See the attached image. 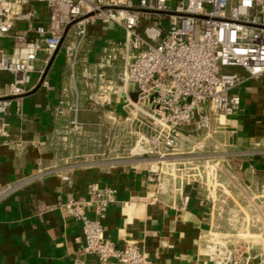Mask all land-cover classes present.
<instances>
[{
  "label": "crops",
  "instance_id": "1",
  "mask_svg": "<svg viewBox=\"0 0 264 264\" xmlns=\"http://www.w3.org/2000/svg\"><path fill=\"white\" fill-rule=\"evenodd\" d=\"M36 11L33 26L47 17L43 6ZM123 36L119 26L96 23L82 39L65 38L47 65L48 55L38 51L27 76L26 87L32 89L22 97L20 110L13 105L0 115L8 133L0 138V191L16 184L0 197V264H102L96 255L83 253L80 221L56 206L59 194L86 198L89 183L116 189L104 218L105 235L118 247L136 243L148 252L151 264H215L205 249L209 231L244 247L250 255L245 264H264V74L251 78L235 68L239 83L234 91L241 99L237 111L209 112V128L194 122L182 129L172 151L186 142V148L212 153L219 163L217 187H180L176 178L173 190L162 191L147 179L149 160L111 165L76 160L96 155L100 141L110 142V127L126 119L127 97L135 91L116 80L121 61L97 67L102 47ZM77 42L71 65L66 47ZM24 46L12 37L0 39V52L7 55ZM42 69L48 88L37 85ZM11 77L0 72V96L7 94ZM60 99L77 105V126L68 124L70 111H56Z\"/></svg>",
  "mask_w": 264,
  "mask_h": 264
},
{
  "label": "built area",
  "instance_id": "2",
  "mask_svg": "<svg viewBox=\"0 0 264 264\" xmlns=\"http://www.w3.org/2000/svg\"><path fill=\"white\" fill-rule=\"evenodd\" d=\"M37 5L44 7L47 17L33 26ZM21 22L26 23L24 29L18 27ZM96 23H112L124 30L122 39L102 47L97 67L104 69L121 61L116 80L124 87L130 86L138 99L126 102V106L133 107L126 118H137L139 111L148 119H136L139 124L135 133L140 134L145 125L150 135L142 133L136 139L135 156L171 153L182 129L194 122L209 128L212 110L234 114L241 101L234 91L239 83L235 68L251 78L264 74V0H0V39L12 37L25 44L12 55L0 52V72L12 76L7 94L0 96V115L7 114L13 105L20 110L22 97L32 89L26 87L27 76L34 70L38 51L48 55L47 65L65 38L76 35L82 39L88 27ZM148 25L164 36L155 42L148 40L143 35ZM77 47L78 42L66 47L71 65ZM37 85L48 88L45 69L40 71ZM144 101L150 109L138 104ZM64 109L72 113L68 124L77 126V105L60 99L56 111L62 113ZM7 135L0 122V138ZM200 168L204 171L200 164L178 168L177 172L183 173L178 175L180 187L199 183L214 188L207 184V175H201ZM148 172L147 179L161 186L159 172ZM15 189L16 184L5 188L0 197ZM115 192L114 187L89 183L86 198L68 195L62 199L59 194L56 206L80 221L83 253L96 255L102 264H151L148 252L136 243L118 247L105 235L104 218ZM207 234L206 253L215 264L248 261L250 255L244 247L228 243L219 231Z\"/></svg>",
  "mask_w": 264,
  "mask_h": 264
},
{
  "label": "rangeland",
  "instance_id": "3",
  "mask_svg": "<svg viewBox=\"0 0 264 264\" xmlns=\"http://www.w3.org/2000/svg\"><path fill=\"white\" fill-rule=\"evenodd\" d=\"M129 98H131V100L134 102L138 100L137 95H135V98L132 97L131 95L130 97H127V102ZM138 104L142 105V107L146 109L147 108L150 109L149 104L145 101L144 103L139 102ZM131 109H133V107L131 105H128L127 114L125 117L130 116L129 111L131 112ZM136 117L139 119L141 117H144L141 119H147L146 116L141 114L139 111ZM137 118H131V119L126 118L122 120L123 122H119L117 124L112 125V128L110 127V133H109L110 142L108 144H105V141H100L102 145L95 148L94 149L95 151H93L94 153H96V155L95 154L92 156L80 155L76 157V160L81 162V165L102 164V163L111 165L113 163L114 164H121L123 162L137 163L139 161L149 160L151 161L148 164L150 166L149 169L157 171L160 174L161 177L160 187L162 191H169L170 189L173 190V182L175 186V179L178 178V175L183 174L177 172L178 168H182L184 165L187 166L188 164L191 163H193L194 165L203 164L204 171H201L200 168V174L207 175V184L209 183L211 186L217 187L218 181L216 179V176H218L219 174V163L217 162V158L216 157L214 158L212 153H207L202 149L196 147L192 149L190 148L191 145L188 148H186L185 147L186 142H183L184 148H179L180 150H178L177 153L172 154L171 152L169 154L159 157L153 155L135 156L134 152L136 151V149L134 144L136 139L142 133H145L146 135H150V132L147 131L149 127L145 125L141 127L140 134L135 133V130L136 131L138 130V124H139V122L136 120ZM147 125L150 126V123H147ZM108 129L109 128H107V130ZM102 130L103 131H101V136L105 137L104 134L106 128H103ZM83 152H87V151H83ZM188 161H191V163H188ZM198 161L200 162L197 163ZM68 163L70 162H67L66 164ZM74 164H80V163H74ZM199 167L200 166H198V168ZM244 236L248 237L249 234L246 233Z\"/></svg>",
  "mask_w": 264,
  "mask_h": 264
},
{
  "label": "water",
  "instance_id": "4",
  "mask_svg": "<svg viewBox=\"0 0 264 264\" xmlns=\"http://www.w3.org/2000/svg\"><path fill=\"white\" fill-rule=\"evenodd\" d=\"M143 35L151 42H155L159 39V37H163L164 33L152 25H148L144 28ZM130 95L135 98L136 92H133Z\"/></svg>",
  "mask_w": 264,
  "mask_h": 264
}]
</instances>
